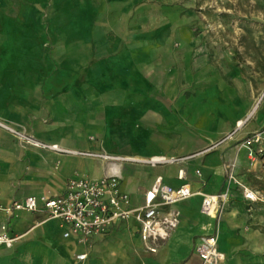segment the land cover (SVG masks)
I'll return each mask as SVG.
<instances>
[{
    "label": "crops",
    "instance_id": "crops-1",
    "mask_svg": "<svg viewBox=\"0 0 264 264\" xmlns=\"http://www.w3.org/2000/svg\"><path fill=\"white\" fill-rule=\"evenodd\" d=\"M184 6V0H0V205L60 195L71 178L112 173L134 207L158 177L172 187L189 184L194 193L174 206L179 225L156 253L143 247L133 218L82 244L65 238L66 227L42 210L0 212L9 235L18 237L12 247L0 246V264H201L195 245L214 232L221 264H264V204L236 189L220 219L201 212L203 195L224 189L229 162L237 163L239 180L264 189L260 165L235 147L264 127V118L252 120L264 83L226 77L230 65L199 46ZM250 115L233 140L211 148ZM81 152L183 160L151 166ZM82 253L87 257L77 260Z\"/></svg>",
    "mask_w": 264,
    "mask_h": 264
},
{
    "label": "built area",
    "instance_id": "built-area-1",
    "mask_svg": "<svg viewBox=\"0 0 264 264\" xmlns=\"http://www.w3.org/2000/svg\"><path fill=\"white\" fill-rule=\"evenodd\" d=\"M251 115L243 122L237 123L235 129L226 134L211 148L233 140L250 119ZM21 139L31 142V138L18 132H14ZM56 152H68L58 145L42 144ZM237 152L244 151L251 164L260 165L264 171V127L255 130L235 143ZM81 154L100 157L106 160L127 161L139 164L155 166L158 164L178 163L183 158L155 156L150 158L112 157L102 153ZM237 163L235 161L226 164L225 187L215 194H204L201 203V212L216 216L220 219L225 204L229 201L233 192L239 190L242 198L249 202L264 204V189L250 186L239 180L236 174ZM183 171L179 172L182 177ZM119 175L112 173L98 180H89L83 177H75L68 180L66 189L60 195H29L22 200L13 201L7 205H0V212L7 216L17 211H44L48 218L59 219L66 229L65 238L76 237L79 243H86L90 238L104 235L111 224L116 221L133 218L139 225V235L143 247L150 253H156L159 243L166 241L179 225V212L174 208L176 203L191 197L194 193L189 184L172 187L164 184L161 177L143 194V203L132 206L130 196L120 188ZM18 237L9 235L6 222H0V246L10 248ZM195 252L201 259V264H221L224 253L218 248V234L200 237L196 243ZM85 253L76 255L77 260H84Z\"/></svg>",
    "mask_w": 264,
    "mask_h": 264
},
{
    "label": "rangeland",
    "instance_id": "rangeland-1",
    "mask_svg": "<svg viewBox=\"0 0 264 264\" xmlns=\"http://www.w3.org/2000/svg\"><path fill=\"white\" fill-rule=\"evenodd\" d=\"M185 14L195 25L199 46L214 61L230 65L229 79L264 83V0H184ZM264 118V99L253 122Z\"/></svg>",
    "mask_w": 264,
    "mask_h": 264
},
{
    "label": "bare ground",
    "instance_id": "bare-ground-1",
    "mask_svg": "<svg viewBox=\"0 0 264 264\" xmlns=\"http://www.w3.org/2000/svg\"><path fill=\"white\" fill-rule=\"evenodd\" d=\"M240 120H238V122H239Z\"/></svg>",
    "mask_w": 264,
    "mask_h": 264
}]
</instances>
